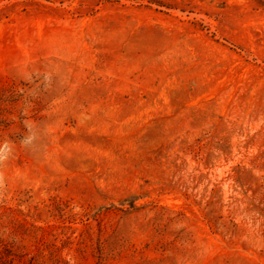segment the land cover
<instances>
[{
	"label": "rangeland",
	"instance_id": "374dc122",
	"mask_svg": "<svg viewBox=\"0 0 264 264\" xmlns=\"http://www.w3.org/2000/svg\"><path fill=\"white\" fill-rule=\"evenodd\" d=\"M0 264H264V0H0Z\"/></svg>",
	"mask_w": 264,
	"mask_h": 264
}]
</instances>
